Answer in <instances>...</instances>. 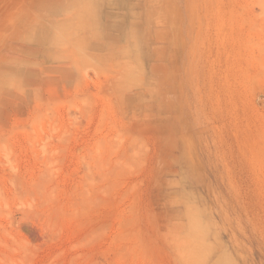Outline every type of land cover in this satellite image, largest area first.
I'll return each instance as SVG.
<instances>
[{"label": "rangeland", "instance_id": "obj_1", "mask_svg": "<svg viewBox=\"0 0 264 264\" xmlns=\"http://www.w3.org/2000/svg\"><path fill=\"white\" fill-rule=\"evenodd\" d=\"M0 264H264V0H0Z\"/></svg>", "mask_w": 264, "mask_h": 264}, {"label": "bare ground", "instance_id": "obj_2", "mask_svg": "<svg viewBox=\"0 0 264 264\" xmlns=\"http://www.w3.org/2000/svg\"><path fill=\"white\" fill-rule=\"evenodd\" d=\"M93 31V30H92Z\"/></svg>", "mask_w": 264, "mask_h": 264}]
</instances>
